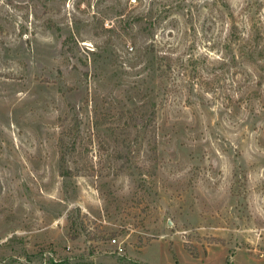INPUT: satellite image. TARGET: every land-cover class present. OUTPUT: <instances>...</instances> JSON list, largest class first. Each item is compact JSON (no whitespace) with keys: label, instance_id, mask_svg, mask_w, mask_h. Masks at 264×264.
<instances>
[{"label":"rangeland","instance_id":"rangeland-1","mask_svg":"<svg viewBox=\"0 0 264 264\" xmlns=\"http://www.w3.org/2000/svg\"><path fill=\"white\" fill-rule=\"evenodd\" d=\"M0 264H264V0H0Z\"/></svg>","mask_w":264,"mask_h":264},{"label":"trees","instance_id":"trees-1","mask_svg":"<svg viewBox=\"0 0 264 264\" xmlns=\"http://www.w3.org/2000/svg\"><path fill=\"white\" fill-rule=\"evenodd\" d=\"M138 109V108H137ZM136 112L137 113H140V117H138L136 120H138V119H140L141 120V122H142V126L141 127H143V128H147V126H148V124H146V122H145V119L147 118V112H148V105L147 104H143L142 106H140L139 107V109L138 110H136ZM134 116L132 117V121L133 122H135L134 121ZM65 146H66V144H65V141H64V139L62 138L61 140H60V147L62 148V154H61V163H62V169H63V171L65 172V173H63L62 175L63 176H67V174L69 173V171H68V169H67V167H66V164H67V153H66V151H65ZM70 220V222H71V220L72 219H69ZM74 225V223H72V226ZM72 236V239H76L77 237H78V235L77 234H74V235H71ZM102 239H104V237L102 238Z\"/></svg>","mask_w":264,"mask_h":264},{"label":"built area","instance_id":"built-area-1","mask_svg":"<svg viewBox=\"0 0 264 264\" xmlns=\"http://www.w3.org/2000/svg\"><path fill=\"white\" fill-rule=\"evenodd\" d=\"M112 242H113L114 244H116V243H117V240H116V239H113ZM119 250L122 251V248L120 247Z\"/></svg>","mask_w":264,"mask_h":264}]
</instances>
